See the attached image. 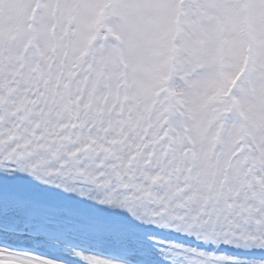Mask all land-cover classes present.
Instances as JSON below:
<instances>
[{"label": "snow or ice", "instance_id": "6c2138e0", "mask_svg": "<svg viewBox=\"0 0 264 264\" xmlns=\"http://www.w3.org/2000/svg\"><path fill=\"white\" fill-rule=\"evenodd\" d=\"M0 264H264V0H0Z\"/></svg>", "mask_w": 264, "mask_h": 264}]
</instances>
